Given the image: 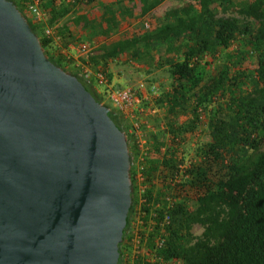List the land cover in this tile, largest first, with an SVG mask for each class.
Returning a JSON list of instances; mask_svg holds the SVG:
<instances>
[{
	"label": "trees",
	"instance_id": "16d2710c",
	"mask_svg": "<svg viewBox=\"0 0 264 264\" xmlns=\"http://www.w3.org/2000/svg\"><path fill=\"white\" fill-rule=\"evenodd\" d=\"M11 1L49 59L99 102L105 101L100 84L112 82V62H136V70L148 74L147 82L127 86L146 110L140 125L149 146L143 162L148 189L141 204L142 244L177 264H264V0H70L71 6L62 0ZM34 4L40 19L29 12ZM77 6L88 13L76 20V31L70 23L56 27ZM122 18L142 22V31H124L118 41L92 49L88 34L98 29L110 39ZM68 42L86 44L89 52L75 57ZM156 69L169 80L151 77ZM111 90L121 89L106 88L108 95ZM104 104L127 134L134 188L119 264H153L146 254L133 256L131 241L142 153L137 129L134 120ZM154 105L163 109L162 116ZM196 225L203 227L200 235ZM160 235L166 237L162 248Z\"/></svg>",
	"mask_w": 264,
	"mask_h": 264
},
{
	"label": "water",
	"instance_id": "95a60500",
	"mask_svg": "<svg viewBox=\"0 0 264 264\" xmlns=\"http://www.w3.org/2000/svg\"><path fill=\"white\" fill-rule=\"evenodd\" d=\"M0 0V264H119L127 134Z\"/></svg>",
	"mask_w": 264,
	"mask_h": 264
},
{
	"label": "built area",
	"instance_id": "2783aa9c",
	"mask_svg": "<svg viewBox=\"0 0 264 264\" xmlns=\"http://www.w3.org/2000/svg\"><path fill=\"white\" fill-rule=\"evenodd\" d=\"M29 12L35 17V19H40L42 16V12L39 9V7L34 4L29 7ZM148 27L149 25L146 24ZM46 32L50 35L53 33V30L48 28ZM89 52V48L86 44H83L79 48V54L80 55H85ZM90 74V72H89ZM100 79L102 81H106L105 75L100 74L99 75ZM109 98L113 104V107L117 109L118 111L122 112L126 117L131 118L134 120V126L135 129H137V135H138V144L141 149V156L139 157V165H137V173H136V182L138 186V197H139V205L137 206V214L135 215V218L133 219V227L131 229L133 238H132V243L134 247L133 251V256L135 255H147L146 260L153 264H177L173 260L169 259H164L160 255L154 254L152 250H149L146 247V244H142L141 242V235L139 232L140 225L142 223V215L144 214L142 211V203L146 201L144 194L146 193V190L148 189V185L145 182L146 180V175L143 172L144 169V164L143 162L145 161L146 157L148 156V149L149 146L147 144V139L145 138L144 131L141 128V123L143 119H146V110L144 107H140L137 105V99H136V90L132 87H127L121 90H111L109 92ZM138 111V112H137ZM148 124V123H147ZM182 168H185L186 165H181ZM157 206H161L160 203L157 204ZM156 217V211L153 210L151 213V219H150V225H154V220L152 218ZM169 220V216H166L164 218V223ZM164 223L162 225L164 226ZM166 242V237L165 236H158L157 238V247L162 248L164 243ZM127 255V254H126ZM144 263V262H143ZM124 264H136L134 260H125Z\"/></svg>",
	"mask_w": 264,
	"mask_h": 264
},
{
	"label": "crops",
	"instance_id": "0c3cea01",
	"mask_svg": "<svg viewBox=\"0 0 264 264\" xmlns=\"http://www.w3.org/2000/svg\"><path fill=\"white\" fill-rule=\"evenodd\" d=\"M64 3H66V5L71 6L72 2L70 0H62ZM126 4V3H123ZM88 13V9H85L83 11L80 10L79 6L77 7H72L70 9V11L68 12V14L62 18L60 20V23L56 26H61L66 27L68 23H70V27H74V31H76L77 27H76V20L79 19V17L83 14H87ZM121 25H120V31L115 33L110 39H105L104 37H102L99 34V30H95L93 32H90L88 34V38L90 39V45L93 48L97 49L99 46L106 44V43H113L115 41H118L121 38V34L124 31L130 30L132 31V33H139L140 31H142L143 27H142V22L138 23V22H134V23H128L127 20H125V18H122L121 20ZM61 28V29H62ZM73 29V28H72ZM68 49L70 50V52L75 56L78 57L79 54V46H77V44H74L72 42H68ZM96 51V50H95ZM124 61L122 60H116L115 62L111 63L110 66V73H113L112 75H119L120 77L125 76L127 78V81H131V78L136 77L135 76V69H138V66L136 64V62L131 63V64H127V63H123ZM115 64H119L120 67L119 68H114ZM140 65V64H139ZM131 68H134L131 69ZM144 69H147L143 66ZM147 71V70H145ZM158 70H154L152 72L153 75H155L154 77L157 76V72ZM148 77V76H147Z\"/></svg>",
	"mask_w": 264,
	"mask_h": 264
},
{
	"label": "rangeland",
	"instance_id": "374dc122",
	"mask_svg": "<svg viewBox=\"0 0 264 264\" xmlns=\"http://www.w3.org/2000/svg\"><path fill=\"white\" fill-rule=\"evenodd\" d=\"M120 65L119 64H115L114 65V68H119ZM134 70V68H131ZM135 73V76L134 78H131V82L133 84H136V83H140V82H147V75L146 73H144L143 71L141 72V74L135 69L134 71ZM157 77H159L158 79H161L163 81V83H165L168 79V73L165 72L164 70H158L157 72ZM151 77H154L153 74H151ZM110 83V82H109ZM128 86V81H127V78L125 76L123 77H120L119 75H113V78H112V82L111 84H108L107 82H102L99 86V90L101 91V93L104 95V98H105V101L104 103H107L109 105H111L112 108L113 107V104L109 98V95L107 94L106 92V88H117V89H122L120 87H123V88H126ZM155 106V109H154V112L157 114L158 117L162 116L164 111L162 108H160L159 106L157 105H154ZM152 107V106H151ZM153 111V110H152ZM204 139H206V137H204ZM203 232V227L200 226V225H196L194 227V233L196 235H200L201 233Z\"/></svg>",
	"mask_w": 264,
	"mask_h": 264
}]
</instances>
